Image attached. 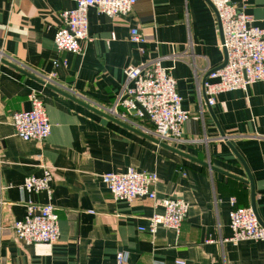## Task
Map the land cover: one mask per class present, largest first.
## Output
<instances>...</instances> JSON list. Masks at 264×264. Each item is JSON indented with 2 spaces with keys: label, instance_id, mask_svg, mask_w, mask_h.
Segmentation results:
<instances>
[{
  "label": "crops",
  "instance_id": "1",
  "mask_svg": "<svg viewBox=\"0 0 264 264\" xmlns=\"http://www.w3.org/2000/svg\"><path fill=\"white\" fill-rule=\"evenodd\" d=\"M230 2L244 5L252 25L264 30V0ZM74 7V0H0V57L37 79L52 78L51 88L0 62V264H116L117 253L127 255L126 264H173L176 259L264 264V241H228L229 212L251 203L250 186L236 179L247 181V174L229 145L252 177L264 228V82L218 94L215 104L207 105L203 79L224 61L215 11L206 0H139L130 14L117 18L91 8L90 41L81 44L79 54L59 53L54 36L60 14ZM132 28L144 43L128 41ZM160 57L189 114L183 137L202 141L167 145L206 166L65 95L106 112L126 83V68ZM33 91L51 125L50 136L40 143L22 141L10 124L11 114L30 109ZM119 121L142 133L141 127H149L147 119ZM41 165L52 169L51 192L25 191L24 179L42 177ZM128 169L157 174L154 200H113L101 176ZM165 198L188 204L179 232L140 231L148 228L149 217L163 212L158 202ZM29 204L56 208V243L25 245L16 239L13 225Z\"/></svg>",
  "mask_w": 264,
  "mask_h": 264
},
{
  "label": "built area",
  "instance_id": "2",
  "mask_svg": "<svg viewBox=\"0 0 264 264\" xmlns=\"http://www.w3.org/2000/svg\"><path fill=\"white\" fill-rule=\"evenodd\" d=\"M138 1L74 0L75 7L60 14L61 26L54 36L57 52L79 54L83 50L81 44L90 41L87 18L89 9L95 8L109 18L125 17ZM209 1L221 25L223 43L220 42L219 46L225 49L227 55L225 66L208 76L212 82H204L206 103L213 106L218 94L245 91L252 84L264 82V30L252 25V17L245 12L244 5L239 7L230 0ZM128 41L142 44L144 38L137 28H132ZM164 58H156L143 66H128L125 70L126 83L113 106L106 109V113L123 121H127L128 116L147 119L150 127H141V131L165 144L202 142L183 137V126L188 121L189 114L182 109V99L177 92L175 80L168 69L162 66ZM53 65L57 66L58 61H54ZM51 79L44 78L45 83L51 84ZM28 101L30 109L11 114L10 124L15 136L22 141L44 142L51 134V125L42 100L33 91L28 95ZM41 167L44 170L42 177L29 176L24 179L25 191L51 192L49 183L52 169L45 165ZM101 180L114 201L131 202L139 197L155 199L154 186L158 181L155 172L128 169L119 174L106 173L101 176ZM231 203L234 205L235 200L231 199ZM158 205L163 212L153 214L148 219V228L139 230H147L153 235L158 227H165L178 233L187 217L188 204L181 199L165 198ZM229 226L232 237L228 241L232 243L264 241V228L249 207L232 208L229 212ZM13 233L25 245L56 243L59 238L56 208L51 204L27 205L24 218L14 223ZM126 261V254H116V264H126ZM173 264L186 263L183 259H176Z\"/></svg>",
  "mask_w": 264,
  "mask_h": 264
},
{
  "label": "water",
  "instance_id": "3",
  "mask_svg": "<svg viewBox=\"0 0 264 264\" xmlns=\"http://www.w3.org/2000/svg\"><path fill=\"white\" fill-rule=\"evenodd\" d=\"M206 1H207V3L210 5V7H212V9L214 10V8H213V6L211 5L210 1H209V0H206ZM214 11H215V10H214ZM218 22H219V21H218ZM218 27H219V32H220L221 43H223V37H222V31H221V25H220V23L218 24ZM222 50H223V54H224V61H223V63H222L219 67H217V68H215V69L209 71V72L207 73V75L205 76V78L203 79V82H205L206 78H207L211 73H213L214 71H217V70H219V69H222V68L225 66V64H226V62H227V55H226V51H225V49L223 48ZM0 62L3 63V64H5V65H7V66H9V67H11V68H13V69H15V70H17V71H19L20 73H22V74H24V75H26V76H29V77L32 78V79L37 80L38 82H40V83H42V84H45V81H44V80H42V79H37V77L35 78V76L29 74L28 72H26V71L23 70L22 68L18 67L17 65H14L13 63L7 61L6 59H3V58L0 57ZM47 86H49V87L52 88V86H51L50 84H47ZM56 91L60 92L61 94H65V93H63V92L60 91V90H56ZM65 95L68 96V97H70V98H72L74 101H76L77 103H79V104H81L82 106L86 107L87 109L91 110L92 112H94V113H96V114H98V115H101V116H103V117H106L107 119H109V120H111V121H113V122H116V123H118V124H120V125H122V126H124V127H127L128 129L134 131L135 133H138V134H140V135H142V136H144V137H147L148 139H150V140L153 141L154 143L158 144L159 146H161V147H163V148H165V149H167V150H169V151H172V152H174V153H176V154H178V155H181V156H183V157H186V158H188V159H191V160H193V161H195V162H197V163H199V164H202V165H205V166L207 165V164H205V163H203V162H200V161H198V160H196V159H194V158H192V157H189L188 155H186V154H184V153H182V152H180V151H178V150H176V149H174V148L168 146V145L165 144V143H162V142H160V141H158V140H156V139H154V138H152V137H150V136H148V135H146V134L140 132V131L137 130V129H134V128L128 126L127 124H125V123H123V122H121V121L115 119L113 116L107 114L106 112H103L102 110L97 109V108L93 107L92 105H90V104H88V103H86V102H84V101H82V100H79L78 98H76V97H74V96H71V95H69V94H67V93H66ZM139 108H140V107H139ZM140 109H141V108H140ZM141 110H142V109H141ZM142 111H143V110H142ZM143 112H144V111H143ZM144 116H145V118H147V115H146L145 113H144ZM220 136H221V137H224V135H223L222 133H220ZM229 147H230V149L233 151V153H234V155L237 157V159L240 161L241 165L243 166V168H244V170H245V172H246V174H247V181L242 180V179H239V178H236V177H233V178H236V179H238L239 181H243L244 183H246V184H248V185L250 186V199H251L250 208L252 209L254 215L256 216L257 221L260 223L259 218H258L257 213H256V207H255V193H254V185H253L252 177L250 176V173H249V171H248V168L246 167L245 163L242 161V159L240 158V156L235 152V150H234L230 145H229ZM213 170H216V169L213 168ZM222 173H224V172H222ZM224 175L230 176L228 173H224ZM231 177H232V176H231ZM260 224H261V223H260Z\"/></svg>",
  "mask_w": 264,
  "mask_h": 264
},
{
  "label": "rangeland",
  "instance_id": "4",
  "mask_svg": "<svg viewBox=\"0 0 264 264\" xmlns=\"http://www.w3.org/2000/svg\"><path fill=\"white\" fill-rule=\"evenodd\" d=\"M147 127H148V126H147ZM149 127H150V123H149ZM149 127H148V128H149Z\"/></svg>",
  "mask_w": 264,
  "mask_h": 264
}]
</instances>
